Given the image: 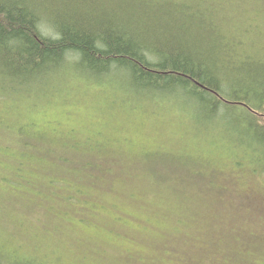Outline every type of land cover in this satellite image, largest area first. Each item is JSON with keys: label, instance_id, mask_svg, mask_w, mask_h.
<instances>
[{"label": "rangeland", "instance_id": "374dc122", "mask_svg": "<svg viewBox=\"0 0 264 264\" xmlns=\"http://www.w3.org/2000/svg\"><path fill=\"white\" fill-rule=\"evenodd\" d=\"M245 49L254 56L255 51L264 53V39L248 40ZM79 76L65 69L49 82L48 96H11L0 82V93L4 91L0 96L3 262L264 264L260 163L246 157L235 164L236 149L219 136L221 128L197 131V120L190 118L181 100L177 103L182 108L126 95L123 76L117 74L99 80ZM17 125L45 141L77 144L84 155L89 154V146L105 164L113 160L111 165L125 166L123 175L136 173L139 178L119 177L106 192L77 186L71 175L59 176L60 187H53L52 192L46 176H33L27 169L18 173L21 181L13 180L16 165L25 160L9 138L10 129ZM188 158L200 172L196 178L186 170L184 159ZM151 165L173 184L156 186L142 178ZM193 187L200 189L199 200L208 198L209 202L194 201L188 218L198 215L202 222L194 223L203 225L205 232L170 234L173 224L167 209L175 204L179 207L172 190ZM221 190L224 194L220 196ZM66 193L72 198L66 200ZM200 205L202 210L194 214ZM181 243L189 244L184 249L173 246Z\"/></svg>", "mask_w": 264, "mask_h": 264}, {"label": "trees", "instance_id": "16d2710c", "mask_svg": "<svg viewBox=\"0 0 264 264\" xmlns=\"http://www.w3.org/2000/svg\"><path fill=\"white\" fill-rule=\"evenodd\" d=\"M157 1L0 0L1 84L11 96L47 95L49 82L65 69L88 80L123 76L126 95L174 107L183 101L190 118L197 120V131L221 128L219 136L236 149L235 164L250 157L264 173V53L255 51L254 56L245 49L248 40L264 39V0ZM9 138L25 159L16 165L13 180L21 181L18 173L27 169L33 176H46L52 192L60 187L59 176L68 175L77 186L106 192L119 177L139 178L123 175L125 166L111 165L113 160L105 164L88 145L84 155L77 144L45 141L21 125L10 129ZM185 160L196 178L200 172L191 159ZM152 165L142 178L156 186L173 184ZM113 190L117 192L115 185ZM198 191L172 190L179 207L167 209L170 234L205 232L194 223L201 221L198 215L188 218L194 201L209 202L199 200ZM0 264L35 263H5L0 256Z\"/></svg>", "mask_w": 264, "mask_h": 264}]
</instances>
